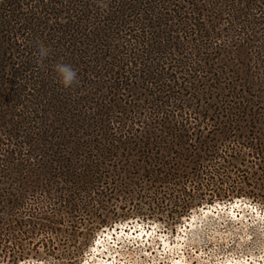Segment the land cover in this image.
<instances>
[{"label": "trees", "instance_id": "trees-1", "mask_svg": "<svg viewBox=\"0 0 264 264\" xmlns=\"http://www.w3.org/2000/svg\"><path fill=\"white\" fill-rule=\"evenodd\" d=\"M241 199L264 210V0H0V264Z\"/></svg>", "mask_w": 264, "mask_h": 264}, {"label": "rangeland", "instance_id": "rangeland-1", "mask_svg": "<svg viewBox=\"0 0 264 264\" xmlns=\"http://www.w3.org/2000/svg\"><path fill=\"white\" fill-rule=\"evenodd\" d=\"M235 201L233 200L232 203ZM238 203V205L230 206V203L215 202L212 209L210 207L211 212L201 214L202 210L208 208L206 205L204 208L193 211L188 218H183L181 224L176 225L173 229L158 228L159 230L149 232L140 230L137 236H148L149 239L147 244L143 245L145 247H141L139 250L144 252V249H148L151 253L150 261H155L159 256H162L163 261L168 264H250L253 262L264 264V210L259 205L247 200L241 199L238 200ZM187 220L188 222H186ZM141 221L130 219L123 223L136 222L140 225ZM145 223L158 225L149 221H144L143 224ZM119 224L122 223L113 224L110 228L114 229V225L119 226ZM107 228L109 227L103 229ZM103 229H100L95 235ZM127 233L128 231L125 232V234ZM95 235L76 264L101 263L98 262L99 260L93 259L88 262L87 257L84 256L88 249L94 245ZM108 246L104 239L102 248L106 250ZM133 250L124 248L122 258L128 255L133 261H139L140 254ZM94 252L99 253L98 249H94ZM19 264L57 263L26 260Z\"/></svg>", "mask_w": 264, "mask_h": 264}, {"label": "built area", "instance_id": "built-area-1", "mask_svg": "<svg viewBox=\"0 0 264 264\" xmlns=\"http://www.w3.org/2000/svg\"><path fill=\"white\" fill-rule=\"evenodd\" d=\"M124 226L121 227L120 225L119 226H115L114 225V229L117 230V231H120V229H123L128 231V233H130L129 231V227H125L126 225L128 226H131V227H134L136 226V222H128V223H122ZM141 226V229L144 228V230L146 231H153V230H159L158 228H161L160 226L158 225H152V224H148V223H145V224H140ZM139 227L137 226L136 229H138ZM113 227L112 228H107V229H103L102 231H100L97 235H95V239H94V245L92 247H90L86 253L85 258L87 257L88 261L91 262V255H92V250L93 248H96L98 249L99 252H102L103 253V260H102V264H108L110 262H113V263H117V264H122L121 262H143L144 264H168L166 263V261H163L162 259V256H159L157 260L155 261H150L149 260V255H151V253L149 252L148 249H144V252H140V248L142 247H145L143 245L147 244V241H140V240H136L134 238H129L127 237L126 235L122 236L121 239H114V235H110L111 237V244L108 246V252L105 251L100 242L103 241L104 239H106V235L108 233V231H112L114 230ZM104 233V234H103ZM124 248H130V249H134L133 252H138L141 256V258L139 259V261H133V259H131L128 255H125L124 258H122V256L124 255V252H123V249ZM103 250V251H102ZM139 250V251H137ZM132 252V251H131ZM164 253V252H163ZM107 255V256H106ZM148 257V258H147ZM85 259V260H87ZM86 262V261H85Z\"/></svg>", "mask_w": 264, "mask_h": 264}, {"label": "bare ground", "instance_id": "bare-ground-1", "mask_svg": "<svg viewBox=\"0 0 264 264\" xmlns=\"http://www.w3.org/2000/svg\"><path fill=\"white\" fill-rule=\"evenodd\" d=\"M238 205L239 203H238V200H236L234 203H230V206H233V205ZM219 207H220V205H218ZM209 207H211V209H212V205L211 206H208V208L206 209V210H202V212H201V214H206V213H209V212H211V210H210V208ZM190 219V218H189ZM186 222H188V220L186 221ZM121 227H123V225L122 224H119ZM116 227L118 226V225H115ZM137 226L139 227L138 229H136L137 228ZM126 227V226H125ZM127 227H129L128 229H129V231H130V233H127V234H125V230L123 231V229H120V231L118 232L117 230H112L111 232L110 231H108V233H107V235L105 236L106 237V239H105V241L108 243V245H110L111 243V237H110V235H114L115 237H114V239H121V237L123 236V235H128L127 237H129V238H134V239H136V240H140V241H147L149 238H148V236H143L142 234V236H137V234H139V231L140 230H143V231H146V230H144V228L143 229H141V226L139 225V224H137L136 226H134V227H131V226H127ZM130 228H131V230H130ZM115 232H117V234H115ZM149 232V231H148ZM145 233V232H144ZM104 234V233H103ZM103 244V241H101L100 242V244ZM102 244H101V246H102ZM94 249H96V248H93V250H92V255H91V258L90 259H93V260H99L98 262H102V260H103V258L101 257V256H103V253L102 252H99V253H95L94 252ZM104 250H105V248H103ZM103 251V250H102ZM105 251H107L108 252V249H106ZM102 254V255H101ZM96 257H98V258H96ZM96 258V259H95ZM88 261V260H87ZM89 262V261H88ZM122 264H144L143 262H121ZM100 264H102V263H100ZM108 264H117V263H113V262H110V263H108ZM146 264V263H145ZM148 264H150V263H148ZM227 264H233V263H227ZM250 264H257V263H255V262H253V263H250ZM260 264V263H259Z\"/></svg>", "mask_w": 264, "mask_h": 264}, {"label": "clouds", "instance_id": "clouds-1", "mask_svg": "<svg viewBox=\"0 0 264 264\" xmlns=\"http://www.w3.org/2000/svg\"><path fill=\"white\" fill-rule=\"evenodd\" d=\"M43 54V53H42ZM55 70L59 77V83L63 87H70L76 79V71L69 65L57 64Z\"/></svg>", "mask_w": 264, "mask_h": 264}, {"label": "water", "instance_id": "water-1", "mask_svg": "<svg viewBox=\"0 0 264 264\" xmlns=\"http://www.w3.org/2000/svg\"><path fill=\"white\" fill-rule=\"evenodd\" d=\"M204 208V207H203ZM210 208V207H209Z\"/></svg>", "mask_w": 264, "mask_h": 264}]
</instances>
